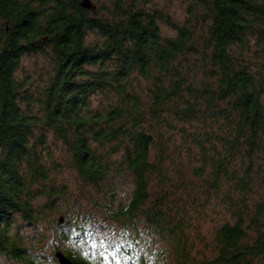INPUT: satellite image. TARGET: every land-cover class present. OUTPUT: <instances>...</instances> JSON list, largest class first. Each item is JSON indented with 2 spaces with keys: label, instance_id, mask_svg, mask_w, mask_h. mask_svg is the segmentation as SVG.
Instances as JSON below:
<instances>
[{
  "label": "trees",
  "instance_id": "1",
  "mask_svg": "<svg viewBox=\"0 0 264 264\" xmlns=\"http://www.w3.org/2000/svg\"><path fill=\"white\" fill-rule=\"evenodd\" d=\"M82 2L0 0V258L44 264L21 229L56 212L74 264L103 224L122 264H264V0Z\"/></svg>",
  "mask_w": 264,
  "mask_h": 264
},
{
  "label": "rangeland",
  "instance_id": "2",
  "mask_svg": "<svg viewBox=\"0 0 264 264\" xmlns=\"http://www.w3.org/2000/svg\"><path fill=\"white\" fill-rule=\"evenodd\" d=\"M109 0H89L92 5L99 6L101 3H107ZM142 2V0H139ZM147 7H154L162 9L164 12L168 13L174 20L182 22L186 17L185 9L188 4V0H143ZM161 29L163 34L174 35L175 32L171 30L166 25L162 24ZM46 63L40 57H35L31 55L23 59L22 69L28 74L33 75L34 73H39L42 66ZM36 76V75H35ZM40 78V77H38ZM42 79V78H41ZM38 82V80H36ZM65 180L70 183L72 181L71 173H65ZM75 187V185L73 184ZM131 191V186L126 184V186L120 190V198L126 200ZM84 212L89 209L87 205H83ZM75 210V208H74ZM86 213V212H85ZM222 210L217 205H211L206 212V220H204L203 229L206 235L207 241L210 240V231L214 224H219L222 218ZM63 216V215H62ZM61 217V214L56 212H46L44 213L42 220L36 227L23 226L21 229V235H23L25 240V245L30 247L33 252H37L43 255L45 258L44 264H54L53 261L57 263V259L54 256L55 251H63L61 246L55 249L50 239L51 232L54 229V225H57V220ZM101 228L94 227L95 225L89 226L86 235V246L84 252L89 259H93L95 262H100V264H108L112 259H115L116 264H122L121 259L118 256H113L112 251L116 250V246L119 244V239L114 240L115 231L112 228L103 224ZM208 232V233H207ZM209 235V236H208ZM208 236V237H207ZM47 237L46 239H42ZM68 246V244H66ZM200 245V244H199ZM0 264H16L12 261L0 258Z\"/></svg>",
  "mask_w": 264,
  "mask_h": 264
},
{
  "label": "water",
  "instance_id": "3",
  "mask_svg": "<svg viewBox=\"0 0 264 264\" xmlns=\"http://www.w3.org/2000/svg\"><path fill=\"white\" fill-rule=\"evenodd\" d=\"M82 5L84 7L90 8L91 3L89 0H83ZM61 221L62 217L59 218L58 223H61ZM54 256L57 259L58 264H74L73 261L60 250L55 251Z\"/></svg>",
  "mask_w": 264,
  "mask_h": 264
}]
</instances>
